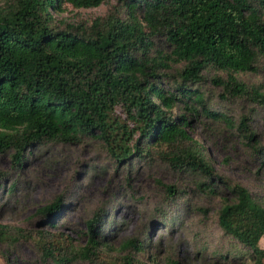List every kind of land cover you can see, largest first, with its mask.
<instances>
[{"label":"trees","instance_id":"trees-1","mask_svg":"<svg viewBox=\"0 0 264 264\" xmlns=\"http://www.w3.org/2000/svg\"><path fill=\"white\" fill-rule=\"evenodd\" d=\"M64 3L76 8L105 3L108 9L89 23L60 22L54 13ZM262 65L264 0L0 1V153L18 167L33 147L93 138L112 160L129 164L157 157L196 173L197 188L214 192L213 166L188 126L194 118L224 123L246 144L252 142L253 155H264L248 117L235 123L224 110L228 104L216 105V95L204 88L210 81L220 88L221 100L264 105V86L236 75L260 72ZM5 176L0 196L15 186L4 185ZM162 185L167 204H173L175 185ZM231 190L218 223L243 244L250 264H264V204L239 183ZM63 200L58 195L39 206L35 226L0 220L5 264H13L10 253L22 241L32 243L41 264H150L136 255L143 249L138 236L121 239L117 247L108 243L100 233L107 215L103 206L86 219L82 243L54 227ZM157 210L166 215L161 205ZM236 255L219 254L232 261ZM162 264L179 261L166 256Z\"/></svg>","mask_w":264,"mask_h":264},{"label":"rangeland","instance_id":"rangeland-1","mask_svg":"<svg viewBox=\"0 0 264 264\" xmlns=\"http://www.w3.org/2000/svg\"><path fill=\"white\" fill-rule=\"evenodd\" d=\"M107 9L105 3L81 8L64 3L54 15L60 22L89 23ZM236 75L247 84L264 86L263 65L260 72ZM204 88L216 95V105L228 104L224 110L235 123L246 115L250 127L258 133L257 140L264 143V105L245 98L221 100L220 88L210 81ZM188 130L203 144L213 166L214 192L197 188L196 173L176 170L157 157L138 158L129 164L112 160L98 139L87 138L73 144L47 143L28 151L25 162L18 167L12 164L8 153H0V172H4L0 183L4 175V185L15 182L10 194L0 196V220L35 226L39 224L37 208L63 195L64 205L53 221L54 227L70 233L80 243L85 240L82 232L86 219L97 206H103L107 215L100 233H106L108 243L115 247L125 237L138 236L143 249L136 255L147 263L162 264L168 256L179 264H250L248 251L223 231L217 213L223 199L233 198L231 185L235 183L246 187L264 204V155H253L252 142L246 144L241 133L221 122L194 118ZM162 183L175 185L171 198L175 201L171 205L167 204L169 198ZM160 205L166 215L157 210ZM260 245L264 246V237ZM227 251L238 255L233 261L219 256ZM10 258L13 264H41L35 247L28 241L18 243ZM0 264H5L1 256Z\"/></svg>","mask_w":264,"mask_h":264}]
</instances>
